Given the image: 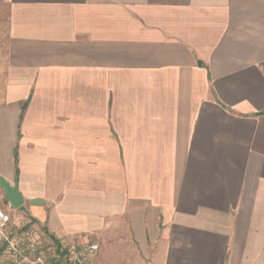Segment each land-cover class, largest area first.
Masks as SVG:
<instances>
[{
  "label": "crops",
  "instance_id": "1",
  "mask_svg": "<svg viewBox=\"0 0 264 264\" xmlns=\"http://www.w3.org/2000/svg\"><path fill=\"white\" fill-rule=\"evenodd\" d=\"M0 177L92 264H264V0H0Z\"/></svg>",
  "mask_w": 264,
  "mask_h": 264
},
{
  "label": "built area",
  "instance_id": "2",
  "mask_svg": "<svg viewBox=\"0 0 264 264\" xmlns=\"http://www.w3.org/2000/svg\"><path fill=\"white\" fill-rule=\"evenodd\" d=\"M98 250L92 241L57 245L43 238L30 219L14 225L0 205V259L4 264H92Z\"/></svg>",
  "mask_w": 264,
  "mask_h": 264
},
{
  "label": "water",
  "instance_id": "3",
  "mask_svg": "<svg viewBox=\"0 0 264 264\" xmlns=\"http://www.w3.org/2000/svg\"><path fill=\"white\" fill-rule=\"evenodd\" d=\"M0 186L5 191L7 200L10 202L11 206L17 208L22 204V199L17 191L16 185L12 186L10 183L0 177Z\"/></svg>",
  "mask_w": 264,
  "mask_h": 264
},
{
  "label": "trees",
  "instance_id": "4",
  "mask_svg": "<svg viewBox=\"0 0 264 264\" xmlns=\"http://www.w3.org/2000/svg\"><path fill=\"white\" fill-rule=\"evenodd\" d=\"M50 239H51L53 242H55L57 245H60L59 242H58L55 238H53V237L50 236Z\"/></svg>",
  "mask_w": 264,
  "mask_h": 264
},
{
  "label": "rangeland",
  "instance_id": "5",
  "mask_svg": "<svg viewBox=\"0 0 264 264\" xmlns=\"http://www.w3.org/2000/svg\"><path fill=\"white\" fill-rule=\"evenodd\" d=\"M0 264H4L3 261L0 259Z\"/></svg>",
  "mask_w": 264,
  "mask_h": 264
}]
</instances>
